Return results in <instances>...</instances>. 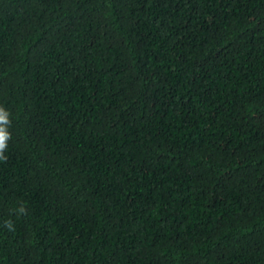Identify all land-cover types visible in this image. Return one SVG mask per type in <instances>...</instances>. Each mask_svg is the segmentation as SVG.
Here are the masks:
<instances>
[{
    "label": "trees",
    "instance_id": "16d2710c",
    "mask_svg": "<svg viewBox=\"0 0 264 264\" xmlns=\"http://www.w3.org/2000/svg\"><path fill=\"white\" fill-rule=\"evenodd\" d=\"M0 107V264H264V0H0Z\"/></svg>",
    "mask_w": 264,
    "mask_h": 264
},
{
    "label": "clouds",
    "instance_id": "9594fccd",
    "mask_svg": "<svg viewBox=\"0 0 264 264\" xmlns=\"http://www.w3.org/2000/svg\"><path fill=\"white\" fill-rule=\"evenodd\" d=\"M9 114L3 108L0 107V160L7 161L8 157L4 155L5 151L8 148V141L11 138V134L8 132L7 128L10 125ZM21 214H26V209L21 207L19 209ZM6 227H9L11 230V222H6Z\"/></svg>",
    "mask_w": 264,
    "mask_h": 264
}]
</instances>
